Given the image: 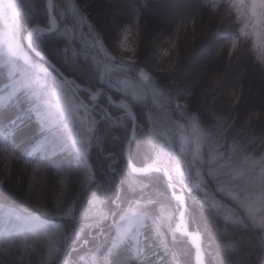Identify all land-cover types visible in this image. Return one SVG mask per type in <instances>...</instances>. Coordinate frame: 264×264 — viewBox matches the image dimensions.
<instances>
[{"label":"snow or ice","instance_id":"1","mask_svg":"<svg viewBox=\"0 0 264 264\" xmlns=\"http://www.w3.org/2000/svg\"><path fill=\"white\" fill-rule=\"evenodd\" d=\"M89 2L0 0V49L11 58L3 69L10 82L0 92V202L14 205L3 213L0 252L14 253L18 264H153L154 257L163 258L160 264H185L178 242L190 241L196 264H206L212 245L215 264H253L244 258L253 252L259 257L255 264H264V135L233 132L235 122L212 106L193 110L190 89L173 95L158 85L156 73L175 84L183 72L178 46L169 41L171 49L153 54L160 60L169 57L167 63L148 57L141 61L139 44L130 43L132 35L140 42L146 27L138 10L127 25L118 23V12L105 13L97 28L89 22ZM203 2L213 12L223 6L224 14L240 24L239 35L225 46L229 57L243 53V38L264 72V0ZM41 4L43 24L33 19ZM152 7V0H145V9ZM108 29L114 32L111 41ZM53 34L63 37L50 44L63 62H86L98 85L72 77L38 47ZM109 89L122 95L107 96V103H119L101 107ZM215 90L209 84L208 92ZM21 97L32 106L13 117L9 110ZM240 100L232 91L230 105ZM137 102L151 104L143 129L134 112ZM173 105L178 118L173 117ZM262 117L264 112L249 111L246 123ZM25 119H32L40 134L28 154L18 158L8 137ZM105 126L118 142L116 152L107 149ZM62 153L74 154L83 171H70L58 159ZM93 153L108 161L103 176L91 162ZM204 168L211 178L207 182ZM161 175L166 189L154 190L153 180ZM213 182L215 187H209ZM185 190L212 221L214 234L199 227L191 230ZM225 198L231 206L222 202ZM173 200L178 222L171 212ZM127 252L136 259H126Z\"/></svg>","mask_w":264,"mask_h":264},{"label":"trees","instance_id":"2","mask_svg":"<svg viewBox=\"0 0 264 264\" xmlns=\"http://www.w3.org/2000/svg\"><path fill=\"white\" fill-rule=\"evenodd\" d=\"M69 0H64L67 4ZM153 7H163L174 12L178 18L174 23H169L167 19L162 20L163 25L157 27L156 25L150 26L148 20L149 10L145 9V0H90L88 4L87 11L91 15L90 23H94L97 28L100 27V21L103 19L105 13L118 12L117 21L120 24H130L134 21L137 10L141 19V22L146 25L144 35L139 39L135 38L134 43L139 44L138 48V59L144 60L147 57L151 59L160 60L158 56H154L155 52L164 50L165 48L171 49L169 41L178 46V50L182 51L184 57V67L181 73L180 85L179 87H173L168 83L166 74L156 73L155 79L158 85H163L172 90L173 95L183 94L185 89H190L192 92H197L199 95L192 94L189 97V103L193 110L204 111L208 106H212L217 112L225 114L228 116L229 121H234L232 131L235 132L238 129H244L249 137L264 135V117L261 119L253 120L250 124L246 123V118L249 111H260L264 112V72L260 71L257 66V61L253 53L243 51L239 58L229 57L227 54L226 45H229L231 33L228 30L221 29L220 31H214V22L207 15V9L203 0H152ZM133 5L135 11L130 10ZM33 19H38L42 24L46 22V16L44 14L43 5ZM195 21V23H193ZM65 22H68L67 19ZM70 26V25H69ZM134 27V26H133ZM195 29V33L193 32ZM3 27L0 23V32H2ZM85 36H87L86 28L82 29ZM106 38L111 41L114 35L113 30H105ZM39 39V37H36ZM62 40V36L53 34L49 37L48 41L42 42L38 47H42L45 54L49 55L61 68L63 71L71 75L72 77L83 81L87 85H98L99 80L95 74L94 69L84 62L79 61L75 63H64L62 57L56 53V50L50 47V44L54 40ZM77 43H80L77 39ZM151 45V47H149ZM81 47L83 45L81 44ZM213 56V62L210 65V70L217 69L220 72V77L217 78L213 75V72H209V77L205 78L206 81L209 79H218L220 84L214 83V92H208L207 83L204 79L198 81V90L191 84V73L189 71L195 69L197 70L198 65L202 62V57ZM171 55V52H170ZM103 59V54L100 55ZM10 57H8L5 50L0 49V92L5 88V85L9 83L7 75L3 70L8 66L10 62ZM169 57L160 60L161 63H167ZM19 64V62H16ZM203 63V62H202ZM205 63V62H204ZM207 76V75H204ZM214 76V77H213ZM215 81V80H214ZM236 91L240 96L241 100L234 107L230 105L229 100L231 92ZM109 96L122 95L116 92V89H109ZM83 99V97H82ZM117 101V100H115ZM208 101V104L206 103ZM214 101V103H213ZM102 107L108 106L105 94L103 97V102H101ZM32 106V102L25 97H21L18 106L12 107L9 111L13 117L19 115L20 113H26L27 110ZM112 107V106H111ZM151 104H145L143 102H137L134 106V112L136 114L138 122H140V127L143 129L147 126V116ZM158 114V110L154 113ZM172 114L174 118L179 117L178 110L175 109L173 105ZM7 123V121H5ZM118 130V129H117ZM39 126L32 119H25L24 124L21 128L17 129L15 134L8 137L9 147L13 153L18 158H24L31 146L39 137ZM102 134L105 136V143L107 149L111 152H116L118 150V142L112 139L111 131L107 126L104 127ZM231 134V133H230ZM57 140L61 138L57 135ZM177 144H178V134H177ZM178 151V148H177ZM139 158V153L136 154ZM58 159H62L66 167L70 171H74L79 174L83 171L84 165L78 163L74 154L62 153ZM91 162L94 164L99 174L103 176L106 171L108 161L96 153L91 156ZM3 169V164L0 163V171ZM187 171V170H186ZM202 174L204 175L205 181L207 182L210 177L207 176V169H202ZM192 180L195 181V173H192ZM209 187H215V184L209 185ZM153 189L157 191H162L166 189V182L164 177L157 176L153 180ZM186 205H190V215L193 221L191 230H196V227L201 229H207L209 233H215V229L212 221L201 214L199 206L193 204L192 199H190L189 193L185 190ZM220 197L217 196V199ZM223 203H228L231 206V202L227 201L225 198ZM12 204H4L0 202V212L2 214L10 208H13ZM171 212L178 214L176 202L173 200L171 204ZM177 221V217H176ZM3 218L0 220V227H2ZM107 232V229H105ZM170 238V237H169ZM203 240V236L201 237ZM180 258L185 264H195L194 253L195 249L188 242L186 244L183 241L178 242ZM126 259L133 261L136 257L131 253L127 252ZM215 245L209 247V252L206 255V264H215ZM245 259H250L255 264L259 257L255 252L250 256H245ZM162 257L152 258L153 264H160Z\"/></svg>","mask_w":264,"mask_h":264},{"label":"clouds","instance_id":"3","mask_svg":"<svg viewBox=\"0 0 264 264\" xmlns=\"http://www.w3.org/2000/svg\"><path fill=\"white\" fill-rule=\"evenodd\" d=\"M207 9V15L211 18V20L214 22V31H220L221 29L228 30L231 35L230 38L233 36L239 35V22L235 19L234 16L225 15L223 6L220 8L218 12H213V10L206 6ZM240 46L243 49V51H247L250 53L251 45L249 41L244 40L243 38H240ZM177 79V83L173 84L171 81H168L170 85L173 87H179L180 85V79ZM0 264H18V259L16 255L0 252Z\"/></svg>","mask_w":264,"mask_h":264},{"label":"rangeland","instance_id":"4","mask_svg":"<svg viewBox=\"0 0 264 264\" xmlns=\"http://www.w3.org/2000/svg\"><path fill=\"white\" fill-rule=\"evenodd\" d=\"M133 8L134 7L132 5L130 10L135 11ZM153 9L163 10V11H166L168 13H172V11H170L169 9H165L163 7L162 8L161 7H155ZM155 11H157V10H155ZM167 15H169V14H167ZM167 15H165V16H167ZM162 16H164V14H160V15L156 14L154 17H151L150 18V15L148 14V17L147 18L149 20L150 26L151 27L154 26V25H156L157 27H159L160 25L162 26L163 25V23H161L162 20L166 19V18H164ZM1 24H2V27H3V30L2 31H4V25H3V23H1ZM135 38H136L135 35H132L131 38H130V43L133 44V46H135V43H134V39ZM208 55H210V54H208ZM199 60H202L203 63L200 62V64L198 65L197 70L193 69V70L189 71V73H191V76H192L191 84H193L196 87V89L198 88V86H197L198 85V81L201 78L204 79V81H206L205 78L209 77L208 76L209 75V72H213V75L215 77L217 76V78L220 77V72H218L219 70L218 71H217V69L210 70L209 63L211 64L213 62L212 61L213 60V56H211V55L210 56H205L204 58L202 57ZM204 75H207V76H204ZM214 80H216V79H214V78L213 79H209L208 81H206L207 83H204V84L207 85V86H209V84H211L213 86L214 85ZM206 91H208V90H206ZM192 94L199 95V94H197V92H194V93L192 92ZM206 103L208 104V101H206ZM222 202H224V201H222ZM1 218H3L2 212H0V220H1Z\"/></svg>","mask_w":264,"mask_h":264},{"label":"bare ground","instance_id":"5","mask_svg":"<svg viewBox=\"0 0 264 264\" xmlns=\"http://www.w3.org/2000/svg\"><path fill=\"white\" fill-rule=\"evenodd\" d=\"M155 10H157V11H155ZM165 12L166 11L151 8L149 10V15L151 18V17H154L156 14H158V15L164 14V16H162V17L166 18L167 21H169V23H174L175 20H177L176 18H178V16L174 12L173 13H168V12L165 13ZM167 14H169V15H167ZM165 15H167V16H165Z\"/></svg>","mask_w":264,"mask_h":264},{"label":"water","instance_id":"6","mask_svg":"<svg viewBox=\"0 0 264 264\" xmlns=\"http://www.w3.org/2000/svg\"><path fill=\"white\" fill-rule=\"evenodd\" d=\"M115 104H118V103H114V105H115ZM178 190H179V188H178ZM183 195H184V194H183ZM185 206H186V205H185ZM194 249H195V247H194ZM195 263H196V262H195Z\"/></svg>","mask_w":264,"mask_h":264}]
</instances>
